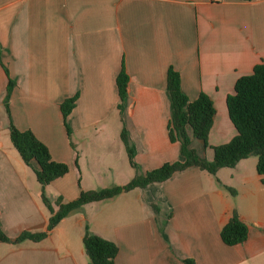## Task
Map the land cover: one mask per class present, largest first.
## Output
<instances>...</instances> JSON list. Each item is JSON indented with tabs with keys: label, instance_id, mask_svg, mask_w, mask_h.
<instances>
[{
	"label": "crops",
	"instance_id": "0c3cea01",
	"mask_svg": "<svg viewBox=\"0 0 264 264\" xmlns=\"http://www.w3.org/2000/svg\"><path fill=\"white\" fill-rule=\"evenodd\" d=\"M264 63V0H0V229L10 239L46 230L42 188L13 147L8 126L30 131L68 173L44 187L54 200L76 199L82 180L111 173L133 179L181 162L171 142L166 74L172 67L189 101L200 93L215 109L207 144L236 130L226 99L238 78ZM128 76L120 115L116 77ZM14 82L8 100V81ZM77 95L67 117L60 104ZM134 148L133 168L120 139ZM256 157L215 176L197 167L90 203L40 242L0 243V264H87L85 227L117 246L114 264H264V186ZM233 194H231V192ZM159 208L157 212L152 206ZM236 212L246 240L225 245L221 228Z\"/></svg>",
	"mask_w": 264,
	"mask_h": 264
},
{
	"label": "trees",
	"instance_id": "16d2710c",
	"mask_svg": "<svg viewBox=\"0 0 264 264\" xmlns=\"http://www.w3.org/2000/svg\"><path fill=\"white\" fill-rule=\"evenodd\" d=\"M252 1V0H246ZM128 76L122 65L116 77L119 95L117 109L122 115L123 104L127 95ZM15 86L8 81V97ZM166 93L171 106V120L168 124V136L171 142H178L183 161L165 163L161 167L138 175L127 184L108 189L80 191L76 199L65 201L61 196L54 200L44 193V187L68 173L66 164L51 160L47 147L42 144L30 131H19L12 123L8 126L11 143L23 163L32 169L36 181L42 188L40 199L47 210L48 220L46 230L40 233L22 232L14 239L7 237L0 229V243L20 244L24 241L40 242L66 217L80 211L85 205L111 200L121 194L136 188H145L152 183H160L169 179L174 173L189 167H197L215 176L222 168H234L237 163L249 157H256V172L264 186V63L254 66L248 76L237 79L234 93L227 97L226 107L228 117L233 124L236 135L226 144L211 147L213 159L207 161L201 157L192 146L194 139L200 141L204 148L208 147L207 139L212 127L215 109L209 97L200 93L197 99L189 101L180 88L179 74L168 68L166 74ZM77 95L64 100L60 104V111L67 134L70 127L67 117L75 106ZM120 139L127 153L129 164L134 163V148L128 134L123 127ZM233 194L232 191H230ZM157 212L159 208L152 206ZM247 226L233 212L228 222L221 228L220 237L227 246L243 243L247 238ZM83 251L87 257V264H114L117 246L93 233L85 227L82 238ZM185 264H193L185 261Z\"/></svg>",
	"mask_w": 264,
	"mask_h": 264
},
{
	"label": "rangeland",
	"instance_id": "374dc122",
	"mask_svg": "<svg viewBox=\"0 0 264 264\" xmlns=\"http://www.w3.org/2000/svg\"><path fill=\"white\" fill-rule=\"evenodd\" d=\"M120 175H113L111 173H108L107 175H103L100 177H97L92 180H82L81 185H86L87 188L89 187V190H100V189H108L116 186H122L127 184L130 180L127 178L119 177ZM83 191V190H81Z\"/></svg>",
	"mask_w": 264,
	"mask_h": 264
},
{
	"label": "built area",
	"instance_id": "2783aa9c",
	"mask_svg": "<svg viewBox=\"0 0 264 264\" xmlns=\"http://www.w3.org/2000/svg\"><path fill=\"white\" fill-rule=\"evenodd\" d=\"M212 2H218V1H220V0H211Z\"/></svg>",
	"mask_w": 264,
	"mask_h": 264
}]
</instances>
